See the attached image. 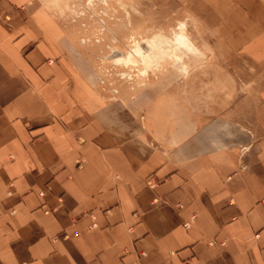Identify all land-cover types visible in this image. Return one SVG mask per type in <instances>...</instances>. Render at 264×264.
Masks as SVG:
<instances>
[{
  "label": "crops",
  "instance_id": "0c3cea01",
  "mask_svg": "<svg viewBox=\"0 0 264 264\" xmlns=\"http://www.w3.org/2000/svg\"><path fill=\"white\" fill-rule=\"evenodd\" d=\"M185 2L200 59L134 107L76 5L0 0V264H264V0Z\"/></svg>",
  "mask_w": 264,
  "mask_h": 264
},
{
  "label": "rangeland",
  "instance_id": "374dc122",
  "mask_svg": "<svg viewBox=\"0 0 264 264\" xmlns=\"http://www.w3.org/2000/svg\"><path fill=\"white\" fill-rule=\"evenodd\" d=\"M185 1L52 0L76 5L73 14L79 19H93L92 37L84 45L100 56L98 67L110 96L119 94L127 105L134 107L176 84L186 69L200 59V31L187 13ZM179 35L183 40L178 39ZM155 40L160 46L154 45ZM147 45L156 48L157 57L147 60L145 56L132 55ZM118 56L122 58L116 59ZM128 57L130 61L126 60ZM242 71L246 74L237 77L236 120L247 123L261 77L248 75L251 70Z\"/></svg>",
  "mask_w": 264,
  "mask_h": 264
},
{
  "label": "bare ground",
  "instance_id": "6f19581e",
  "mask_svg": "<svg viewBox=\"0 0 264 264\" xmlns=\"http://www.w3.org/2000/svg\"><path fill=\"white\" fill-rule=\"evenodd\" d=\"M178 39L183 40L181 35L178 36ZM155 44H157V46H160L161 43H159V41L155 40L154 45ZM157 53L158 52H157L156 48L154 49L153 47L147 45V47L144 50L138 49L132 55L142 56V57L145 56L147 58V60H151V59H154L155 57H157ZM120 58H122V56H118L116 59L120 60ZM126 60L130 61L129 57L126 58Z\"/></svg>",
  "mask_w": 264,
  "mask_h": 264
}]
</instances>
